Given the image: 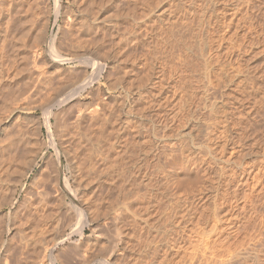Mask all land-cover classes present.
<instances>
[{
    "label": "rangeland",
    "instance_id": "374dc122",
    "mask_svg": "<svg viewBox=\"0 0 264 264\" xmlns=\"http://www.w3.org/2000/svg\"><path fill=\"white\" fill-rule=\"evenodd\" d=\"M0 136L5 159L18 149L0 164V264H224L232 247L260 251L264 0H0ZM167 141L182 148L174 191Z\"/></svg>",
    "mask_w": 264,
    "mask_h": 264
},
{
    "label": "bare ground",
    "instance_id": "6f19581e",
    "mask_svg": "<svg viewBox=\"0 0 264 264\" xmlns=\"http://www.w3.org/2000/svg\"><path fill=\"white\" fill-rule=\"evenodd\" d=\"M91 1H92V0H91ZM133 1H134V0H133ZM132 3H133V2H132ZM86 12H87V11H86ZM77 17H79V16H77ZM80 17H81V16H80ZM91 18H92V17H91ZM78 19H79V20H77V22L79 23V25H81V23L83 22V19H82V20H81V18H78ZM92 19H93V18H92ZM86 20H87V19H86ZM90 20H91V19H90ZM84 21H85V19H84ZM91 21H92L93 23L96 22L95 20H91ZM92 22H91V23H92ZM82 24H83V23H82ZM92 26H94V25H92ZM95 27L97 28L96 25H95ZM98 28H99V27H98ZM111 28H112V27H111ZM97 30H98V29H97ZM113 32H114V31H113ZM137 40H138V39H137ZM60 45H61V43H60ZM62 45H63V44H62ZM57 46H58V45H57ZM63 46H64V45H63ZM54 47H55L54 44H52V48H51V50L54 51V52H56L55 49H54ZM58 48H59V47H58ZM56 50H57V49H56ZM58 50H59V49H58ZM58 50H57V51H58ZM52 51H51V52H52ZM54 52H52V53L54 54L52 59L55 60V62H56V61H58V62L61 61V62H62V61H64V60L66 59V58H64V57H62V56L60 57L59 54L56 55L57 52H56V54H55ZM51 56H52V55H51ZM59 63H60V62H59ZM89 82H90V81H89ZM85 84H86V83L84 82V83L82 84V87H84ZM200 86H201V85H200ZM200 86H199V87H200ZM199 87H198V88H199ZM9 101H10V100H9ZM7 102H8V101H7ZM58 102H59V101H58ZM52 103H53V102H52ZM181 104H182V102H181ZM6 106H7V105H6ZM179 108H180V107H179ZM177 109H178V107H177ZM193 110H194V109H193ZM175 111H176V110H175ZM194 111H195V110H194ZM160 112H161V111H160ZM164 112H165V111H164ZM168 112H170V111H168ZM173 112H174V110H173ZM173 112H170V113H173ZM161 113H162V112H161ZM166 113H167V112H166ZM166 113L162 114V116H164V117L166 118V119L164 118L165 120H167V118H169L167 121H170V118H172V116H173V118H174V116L176 115V114L173 115V114H170V113H168V114H166ZM174 113H176V112H174ZM192 113H193V111L191 112V114L188 115L187 118H185L186 121H187L188 119H190V118L193 119V120H196L195 122L192 121V122H194L193 125L190 124V125H191V126H190V130H192L193 127H196V122H197V120H199V116H200V114H201V113H200V114L197 113V114L195 115V114H192ZM195 113H196V112H195ZM170 115H172V116H170ZM179 115H180V114H179ZM198 115H199V116H198ZM184 116H185V115H184ZM159 117H161V114H159ZM175 117H176V116H175ZM177 117H179V116H177ZM177 117H176V118H177ZM185 117H186V116H185ZM201 117H202V116H201ZM201 117H200V118H201ZM183 118H184V117H183ZM183 118H182V119H183ZM159 119H160V120H157V122L160 121V122L163 123V122L165 121V120L163 121L162 118H159ZM161 119H162V120H161ZM178 119H179V118H178ZM182 119H181V120H182ZM201 119L203 120V118H201ZM181 120H180V121H181ZM167 121H165V123H167ZM160 122H158V123L161 124ZM187 122H188V121H187ZM198 122H199V121H198ZM200 122H201V120H200ZM200 122H199V123H200ZM168 123H169V122H168ZM170 123H171V122H170ZM175 123H176V122H175ZM184 123H185V122H184ZM189 123H190V122H189ZM171 124H172V123H171ZM184 125H185V124H184ZM198 125H199V124H198ZM18 126H19V125H18ZM168 126H169V124H168ZM186 126H187V124H186ZM160 127H161V126H160ZM188 127H189V126H188ZM199 127H200V126H199ZM207 127H208V125H207ZM17 128H18V127H17ZM164 128H167V126H165ZM213 128H214V127H213ZM215 128H216V126H215ZM210 129H211V130H210V132H208V133H211L212 128H210ZM190 130H189V131H190ZM208 130H209V128H208ZM213 130H214V129H213ZM217 130H218V129H217ZM219 130H220V129H219ZM219 130H218V131H219ZM184 131H186V130H184ZM199 131H201V130H199ZM15 132H16V131H15ZM157 132H158V131H157ZM179 132H180V131H179ZM182 132H183V131H182ZM182 132H181V133H182ZM203 132H204V130L202 131V133H203ZM206 132H207V131H205V132L203 133V135H204ZM212 132L214 133V131H212ZM215 132H216V131H215ZM25 133H26V132H25ZM155 133H156V132H155ZM184 133H189V132H184ZM184 133H183V134H184ZM199 133H200V132H199ZM202 133H201V134H202ZM217 133H218V132H217ZM11 134H12V131H11ZM157 134H159V133H157ZM219 134H222V133H219ZM219 134H216V133H215V136L217 137V135H219ZM177 135H178V134H177ZM196 135H197V134H196ZM209 135H210V134H208V136H209ZM211 135H212V134H211ZM13 136H14L15 138H16V136H17V138L19 139V141H18V139H17L18 142H16V144L20 143V145L23 144L24 146H25V145H29V144H25V143H26V141H25L26 139H24L25 135H24L23 133H22V135H21V134H15V133H14ZM13 136L11 137V136H10V133H9L6 137L9 138V141H10V139H11V140H16ZM23 136H24V137H23ZM181 136L184 137V138H186V137L183 136V135H181ZM199 136H202V135H199ZM199 136H198V137H199ZM206 136H207V133H206ZM0 137H2V136H0ZM10 137H11V138H10ZM160 137H161V136H160ZM160 137H159V138H160ZM178 137H179V136H178ZM198 137H197V138H198ZM212 137L214 138V136H212ZM212 137L209 136L210 140H212V139H211ZM219 137H220V136H219ZM219 137H217L216 139H218ZM4 138H5V136H4ZM12 138H14V139H12ZM179 138H180V137H179ZM203 138H205V136H203ZM229 138H230V137H229ZM2 139H3V137H2ZM27 139H28V138H27ZM191 139H192V138H191ZM195 139H196V138H195ZM199 139H200V138H199ZM205 139H206V138H205ZM205 139H204V141H205ZM3 140H4V139H3ZM5 140L7 141L8 139L6 138ZM177 140L179 141V139H177ZM193 140H194V138H193ZM201 140H203V139L198 140V141H200V142H199L200 144H201V142H202ZM210 140H209V141H210ZM214 140H215V139H214ZM6 141L3 142V141H1V139H0V142L3 143L2 145L0 144V157H1V158H0V159H1V163H0V164H1V165H3V164H2V161H3V163H4V161H6V160H8L9 163L13 162V161L16 159V156H17V155H16V156H14V155H15V153H16V151H17L18 149H17L15 152H12V155H13V153H14L13 156H12V155H11L10 157L8 156L7 159H5L6 156H5L4 153L8 152V150H9V149L6 148V149H7V151H6V150H5V146H6V145H7V146H8V145L10 146V145H12L13 142H14V141H12V142L10 141V143H12V144H7ZM9 141H8V142H9ZM164 141H165V140L163 139V142H164ZM180 141H181L180 143H182V140H181V139H180ZM194 141H195V140H194ZM212 141H213V140H212ZM27 142H28V141H27ZM167 142H168V144H162V145L159 144L160 147H161V146L163 147L162 149L159 148V146H158V148H159L160 150H163L166 146H167L166 149H169V150H165L164 152L161 151L162 153H164V158H163V161H161V160H162V159H161L162 156H159V157H161V158L158 157V158H159V161H161V163H159V164H161V166L158 165L157 167L159 168V166H160V167H161V170H164V169H165L166 171H169V170L171 169V171L169 172L170 174H167V173H166V174H167L168 176H169V175L171 176V177H170V176H169V177H170V179H171L173 182L171 181L172 183H170V182H166V183H169V184H170V185L168 184L170 189H169L168 187H167V188H168L169 190L172 189V191H174L173 188H174V186L177 185L176 183H178V181H177V180H178V179H177V178H178V177H177V173L175 172V171H177V170L174 169V166H175L176 162L178 161V159H180V158L182 157V156H181V157H176L177 153L179 152V151H177V150H180L181 147H179V144H177V143H175V142H173V141H172V142H171V141H170V142L167 141ZM167 142H165V143H167ZM187 142H188V141H187ZM191 142H192V140H191ZM196 142H197V139H196ZM206 142H207V140H206ZM206 142H205V143H206ZM238 142H239V141H238ZM28 143H29V142H28ZM157 143H159V142H157ZM185 143H186V142H185ZM192 143H194V142H192ZM197 143H198V142H197ZM203 143H204V142H203ZM205 143H204V144H205ZM188 144H189V143H188ZM204 144H203V145H204ZM14 145H15V144H14ZM23 145H22V146H23ZM180 145H181V144H180ZM183 145H185V144H183ZM183 145H181V146L184 147ZM186 145H187V143H186ZM197 145H198V144H197ZM203 145H201V146H203ZM237 145H238V144H237ZM7 146H6V147H7ZM17 146H18V145H17ZM201 146H200V147H201ZM204 146H206V145H204ZM12 147H13V146H12ZM12 147H10V149H11ZM15 147H16V145H15ZM18 147H20V146H18ZM18 147H17V148H18ZM168 147H169V148H168ZM190 147H191V146H190ZM192 147L194 148L195 145L192 146ZM197 147H199V146H197ZM8 148H9V147H8ZM20 148H22V147H20ZM195 148H196V147H195ZM204 148H205V147H204ZM13 149L15 150L14 147H13ZM25 149H26V146H25L24 150H25ZM27 149H28V148H27ZM200 149H201V148H200ZM28 150H32V149L29 148ZM181 150H182V148H181ZM10 151H11V150H10ZM10 151L8 152V155H9ZM32 151H34V149H33ZM166 151H170V152H168V155H166V154H167V153H165ZM3 152H4V153H3ZM29 152H31V151H29ZM31 153H32V152H31ZM31 153H30V154H31ZM158 153H159V152H158ZM162 153H161V154H162ZM182 153H184V152L182 151L181 154H182ZM186 153H187V152H186ZM10 154H11V153H10ZM16 154H18V153H16ZM22 154L25 155V156L23 155V157H24V158H23V159H24L23 161H25V162H23V164H24V166H26V165H25V164H26V153L24 152V153H22ZM3 155L5 156L4 159H3ZM6 155H7V154H6ZM165 155H166L168 158H167ZM178 155H180V153H179ZM182 155H183V154H182ZM21 156H22V155H21ZM157 156H158V155H157ZM157 156H156V157H157ZM188 156H190V155H188ZM18 157H19V156H18ZM177 158H178V159H177ZM187 158H188V157H187ZM188 159H189V158H188ZM192 159H193V158H192ZM192 159H191L190 162L193 161ZM17 160H18V158H17ZM17 160H16V161H17ZM188 162H189V161H188ZM194 162H195V161H194ZM214 162H215V161H214ZM157 163H158V162H157ZM212 163H213V162H212ZM189 164H190V163H189ZM191 164H194V163L192 162ZM1 165H0V166H1ZM8 166L10 167L11 164H10V165L8 164ZM8 166H5L6 169H4L5 167L3 168V170H5V171L7 170V175H8V169H7ZM189 166H190V165H189ZM193 166H194V165H193ZM2 167H3V166H2ZM2 167H0V170H1ZM9 167H8V168H9ZM14 167H15V166H14ZM184 167H185V166H184ZM191 167H192V166H191ZM194 167H195V166H194ZM196 167H197V166H196ZM196 167H195V168H196ZM23 169H24V168H23ZM159 169H160V168H159ZM185 169H188V170L190 171L191 168H189V167L187 166V168H185ZM193 169H194V168H193ZM193 169H192V170H193ZM232 169H233V168H232ZM240 169H241V168H240ZM155 170H156V169H155ZM157 170H158V169H157ZM161 170H160V172H161ZM188 170H185V171H188ZM192 170H191V171H192ZM196 170H197V169H196ZM196 170H195V171H196ZM242 170H243V169H242ZM242 170H240V172H238V174H237V173H236V174H237L238 176H239V175H242V178L244 179V183H246V182H247V183L252 182L254 177L251 175L250 171H249V170L247 171V169H245L246 173L243 175V174H242ZM158 171H159V170H158ZM166 171H164V172H166ZM230 171H231V170H230ZM1 172L3 173V171H1ZM155 172H156V171H155ZM164 172L162 171L161 174H163ZM232 172H233V171H232ZM187 173H188V172H187ZM233 173H234V172H233ZM0 174H1V173H0ZM4 174H5V172H4ZM164 174H165V173H164ZM156 176H157V175H156ZM227 176H228V175H227ZM19 177H20V176H19ZM160 177H161V176H160ZM163 177H165V176H163ZM224 177H225V176H224ZM224 177H223V178H224ZM0 179H1V178H0ZM243 179H242V180H243ZM17 180H18V179H17ZM157 182H160V180L157 181ZM155 183H156V182H153V184H155ZM247 183H246V184H247ZM153 184H152V185H153ZM156 184H157V183H156ZM144 185H146V184H144ZM150 185H151V184H150ZM152 185H151V186H152ZM159 185H160V184H159ZM159 185H158V186H159ZM168 185H167V186H168ZM158 186H157V187H158ZM148 187L151 188V190L149 189L148 194H149V195H152V194L154 193V192H152V187H153V186H152V187L148 186ZM147 189H148V188H147ZM155 189H156V188H155ZM159 190H160V189H159ZM169 190H167V191H169ZM157 191H158V190H157ZM169 192H170V191H169ZM247 192H248V191H247ZM157 193H158V192H156V194H157ZM170 193H171V192H170ZM172 193L174 194V192H172ZM158 194H160V193H158ZM158 194H157V195H158ZM173 194H172V195H173ZM226 194H227V193H226ZM219 195H220V194H219ZM219 195H218V196H219ZM159 196H160V195H159ZM223 196H224V195H223ZM148 197H149V196H148ZM157 197H158V196H157ZM215 197H216V196H215ZM28 198H29V197H28ZM154 198H156V197H154ZM162 198H163V196H162ZM162 198H161V199H162ZM216 198H217V197H216ZM235 198H236V196L233 197V198L231 197L230 199H232V200H230V201L232 202L233 199H235ZM201 199H202V198H201ZM221 199H222V197H221ZM31 200H32V199H31ZM150 200H151V199H150ZM226 200H227V199H226ZM245 200H246V199H245ZM245 200H243V201H245ZM162 201H163V200H162ZM216 201H217V200H216ZM219 201H221V200L219 199L218 202H219ZM234 201H235V200H234ZM236 201H237V200H236ZM24 202H25V201H24ZM155 202H156V201H155ZM32 203H33V202H32ZM234 203H235V202H234ZM25 204H26V203H25ZM144 204H146V202H145ZM158 204H160V203H158ZM218 204H219V203H218ZM230 204H231V203H229L228 205H230ZM244 204H245V203H244ZM149 205H150V204H149ZM223 205H224V204H223ZM234 205H235V204H234ZM241 205H242V204H241ZM245 205H246V204H245ZM245 205H244V206H245ZM250 205H251V204H250ZM37 206H38V205H34V206H30V207H31V209H33L32 211L35 212L34 214H36V216H37L38 218L41 219V218L45 217V216H44V211H43V210H40V212H37V210L41 209V208H38ZM158 206L160 207L161 204L158 205ZM216 206H217V205H216ZM237 206H238V204H237ZM144 207H146V205H145ZM171 207H173V206H171ZM148 208H149V207H148ZM161 208H162V207H161ZM192 208H193V205L191 206V209H192ZM216 208H217V207H216ZM216 208L214 207V209H216ZM243 208H244V207H242V209H243ZM246 208H247V207H246ZM246 208H244V210H245ZM145 209H147V208H145ZM169 209H170V208H169ZM191 209L187 210V211H188L187 213H185L186 211L184 212V214L186 215V216H185V215H184V216H185L186 218L189 217V216H192V213L190 212ZM240 209H241V206H240ZM253 209H254V208H253ZM253 209H252L251 211H253ZM255 209H256V207H255ZM217 210H218V208H217ZM45 211H46V210H45ZM68 211H69V210H68ZM167 211H168V210H167ZM171 211H172V209H171ZM173 211H174V208H173ZM249 211H250V210H249ZM255 211H257V213H258V212L260 213V209H259V210H255ZM245 212H246V210H245ZM246 213H247V212H246ZM257 213L254 214V213L249 212L248 215L246 214V218L244 217L245 220H246V223H245L244 225H243V224H242V225L245 227V226H247V225L249 226V223H250V222L254 223V221H255L256 218H257L256 216L259 214V213H258V214H257ZM29 214H30V213H29ZM31 214H32V213H31ZM34 214H33V215H34ZM172 214H173V213H172ZM182 214H183V213H182ZM216 214H217V213L213 211V212L209 215V217L212 218V219L218 218V219L220 220V218L218 217V214H217V215H216ZM261 214H262V213H260L259 215H261ZM167 215H168V214H167ZM173 215H175V214H173ZM177 215H178V214H177ZM34 216H35V215H34ZM165 216H166V215H165ZM168 216H169V215H168ZM168 216H167L166 218L169 219L170 217H168ZM180 216H182V215H180ZM199 217H200V218H203V220H204V219H208V218H207L206 216H204V215H201V216H199ZM259 217H260V216H259ZM261 217H263V216L261 215ZM164 218H165V217H164ZM182 218H183V216H182ZM190 218H191V217H190ZM190 218H188V219H189V222H190ZM29 219H30V217H29ZM72 219H73V217H72ZM192 219H193V217H192ZM192 219H191V222H192ZM27 220H28V219H27ZM38 220H39V219H38ZM171 220H172V219H171ZM186 220H187V219H186ZM261 220H262V219H261ZM70 221H71V219H70ZM169 221H170V220H169ZM169 221L167 220L166 222H169ZM184 221H185V220H184ZM24 222H25V223H28V222H26V220H25ZM24 222H23V223H24ZM163 222H165V219H164ZM186 222H187V221H186ZM189 222H188V223H189ZM191 222H190V224H191ZM243 222H244V221H243ZM23 223H22V224H23ZM67 223H68V222H67ZM169 223H170V222H169ZM183 223H185V222H183ZM261 223H264V217H263V220H262ZM170 224H173V223H170ZM170 224H169V225H170ZM186 224H187V223H186ZM250 224H251V223H250ZM162 225H164V224H162V222H161V224L159 225V230H160V232H161V231L163 232V230H164ZM173 225H174V224H173ZM180 225H181V224H180ZM243 226H242V227H243ZM261 226H262V225H261ZM263 226H264V225H263ZM171 227H173V226H171ZM194 227H195V225H194ZM244 227H243V228H244ZM256 227L258 228L259 226H256ZM175 228H176V227H175ZM181 228H182V227H181ZM184 228H185V227H184ZM188 228H189V227H188ZM188 228H187V229H188ZM198 228H199V227H198ZM203 228H204V227H203ZM240 228H241V226H240ZM240 228H238V230H240ZM243 228H241V229H243ZM245 228H246V227H245ZM254 228H255V227H254ZM95 229H96V228H95ZM169 229H170V231H171V228H169ZM195 229H197V228H194L193 230H192V228H191V230H192L193 232L195 231ZM247 229H248V228H247ZM261 229H262V227H261ZM263 229H264V228H263ZM175 230H176V229H175ZM244 230H245V229H244ZM244 230H243V231H244ZM166 231L168 232V230H166ZM196 231H197V230H196ZM196 231H195V232H196ZM200 231H202V232H200ZM203 231H204V230H203L202 227H201V229H199V230L197 231V232H198L197 235L201 234V235L203 236V234H202ZM211 231H212V233H214V232L216 233V232H217V231H216V224L213 225ZM213 231H214V232H213ZM233 231H234V230H233ZM235 231H236V230H235ZM235 231H234L233 233L237 234ZM240 231L242 232V230H240ZM257 231H258V230H257ZM259 231H260V230H259ZM263 231H264V230H263ZM98 232H99V231H98ZM172 232H173V231H172ZM172 232H171V234H172ZM175 232H177V231H175ZM197 232H196V233H197ZM205 232H207V231H205ZM205 232H204V234H205ZM208 232H209V231H208ZM238 232H239V231H238ZM241 232H240V233H241ZM158 233H159V232H158ZM164 233H165V232H164ZM168 233H169V232H168ZM168 233H167V235L170 234V233H169V234H168ZM180 233H182V232H180ZM254 233H255V231H254ZM260 233H261V232H260ZM209 234H210V233H209ZM256 234H257V233H256ZM261 234L263 235L264 233L262 232ZM261 234H260V236H261ZM98 235H99V234H98ZM181 235H182V234H181ZM207 235H208V233H207ZM214 235H215V234H212V236H214ZM232 235H233V234H232ZM258 235H259V234H258ZM164 236H166V235L164 234ZM178 236H179V235H178ZM233 236H234V235H233ZM233 236H231V233H230V235H229V236H226V237L232 238ZM236 236H237V235H236ZM216 237H217V236H216ZM226 237H223L222 239L220 238V240H218V238H219V236H218L217 240L220 242V244H221V243L223 244L224 242H225V243L228 242V239H229V238H226ZM258 237H259V236H258ZM166 238H167V237H166ZM166 238H165V239H166ZM179 238H180V237H179ZM260 238H262V236H261ZM176 239H177V238H176ZM258 239H259V238H258ZM160 240H161V239H160ZM169 240H170V239H169ZM173 240L175 241L174 238H173ZM229 240H230V239H229ZM263 240H264V238H263ZM263 240H262V241H263ZM213 241H215V239H214ZM259 241H260V240H259ZM259 241H258V242H259ZM171 242H172V239H171ZM219 242H218V243H219ZM232 242H233V241H232ZM232 242H231V243H232ZM161 243H162V242H161ZM173 243H174V242H173ZM240 243H241V242H240ZM250 243H251V242H250ZM222 244H221V245H222ZM228 244H230V242H228ZM246 244H247V243H246ZM258 244H259V243H258ZM258 244H257V245H258ZM159 245H160V244H159ZM236 245H237V244H236ZM240 245H241V246H244V245H242V244H240ZM254 245H255V244H254ZM262 245H263V244H262ZM162 246H163V245H162ZM247 246H249V244H248ZM252 246H253V244H252ZM255 246H256V245H255ZM259 246H260V245H259ZM221 247H222V246H221ZM231 247H232V245H231ZM237 247H238V246H237ZM239 247H240V246H239ZM245 247H246V246H245ZM245 247H242V248H240V249L238 248V249L240 250V251L238 252V254H239L240 252H244V251L247 252V250H249V249L251 250V249H252V248H249L250 246H249V247H246V248H245ZM253 247H254V246H253ZM63 248H64V247H63ZM228 248H230V247H227V249H228ZM232 248H233V247H232ZM232 248H231L230 250H232ZM234 248H235V247H234ZM234 248H233V249H234ZM244 248H245V249H244ZM247 248H248V249H247ZM256 248H257V246H256ZM238 249H237V250H238ZM246 249H247V250H246ZM64 250H65V249H64ZM222 250H223V249H222ZM230 250L227 251V254H226V255L232 253V254H230V256L233 255V256H232V260L228 261L227 263L225 262L224 264H233V263L236 264V263L239 262V260H241L240 258H242L243 260H250L251 262L253 261V262L256 263V261H258L259 257L261 256L260 254H261V253H262V254L264 253V252H262V251H264V246H263V248H261V250L259 249L260 251H257V252L255 251V249H254L253 252H251V251H248L247 253L244 252L245 256L240 257V258H239V256H238V254H236V253H237V252H236V251H237L236 249H234V250H236V251H233V250L230 251ZM241 250H244V251H241ZM52 251L54 252V249H51V252H52ZM228 252H230V253H228ZM235 252H236V253H235ZM260 252H261V253H260ZM65 253H66V252H65ZM225 253H226V250H225ZM259 253H260V254H259ZM240 254H241V253H240ZM240 254H239V255H240ZM54 255H55V254H54ZM242 255H243V254H242ZM242 255H241V256H242ZM259 255H260V256H259ZM225 257H226V256H225ZM228 257H229V256H228ZM48 258H49V257H48ZM260 258H261V257H260ZM223 259H224V258H223ZM229 259H231V258H229ZM42 260H43V259H42ZM84 262H85V261H83V263H84ZM102 262H104V261H102ZM189 262H190V260H189ZM245 262H246V261H245ZM76 263H77V262H76ZM99 263H100V261H99ZM105 263H106V261H105ZM190 263H191V262H190ZM240 263H241V262H240ZM240 263H239V264H240ZM255 263H254V264H255ZM258 263H259V262H258ZM103 264H104V263H103ZM188 264H189V263H188ZM204 264H205V263H204ZM221 264H222V263H221ZM259 264H260V263H259ZM261 264H262V263H261Z\"/></svg>",
    "mask_w": 264,
    "mask_h": 264
}]
</instances>
